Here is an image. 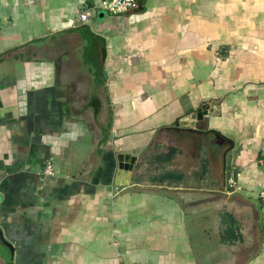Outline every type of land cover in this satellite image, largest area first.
Listing matches in <instances>:
<instances>
[{"label":"crops","instance_id":"1","mask_svg":"<svg viewBox=\"0 0 264 264\" xmlns=\"http://www.w3.org/2000/svg\"><path fill=\"white\" fill-rule=\"evenodd\" d=\"M98 2L0 0V264L236 263V242L210 237L201 216L225 193L249 222L258 211L255 252L240 260L264 264V0H144L77 19ZM212 130L232 142L204 145ZM162 136L175 152L205 148L219 186L138 188L141 156ZM119 154L136 158L127 175Z\"/></svg>","mask_w":264,"mask_h":264},{"label":"rangeland","instance_id":"2","mask_svg":"<svg viewBox=\"0 0 264 264\" xmlns=\"http://www.w3.org/2000/svg\"><path fill=\"white\" fill-rule=\"evenodd\" d=\"M224 55V53L220 52V55ZM108 121V120H107ZM202 128V127H201ZM209 138V137H208ZM173 143H176L173 139L169 138V136H162L160 138V141L156 142L155 145L150 147L149 150H147L146 154L141 156L140 159V165L135 173L136 181H139L142 183L143 186H138L140 189H157V190H168L169 188L166 187H157L158 185H165L169 186L174 183L179 185L180 183H183L186 187H192L195 185H201L205 187H213V186H219L217 183L214 182V176L215 174L219 173L218 168L216 166H212L209 162V154L207 157L206 149L204 148V151L198 156H193V154L190 153L185 147H182V150H177V152L173 153L171 157L173 166L165 165L164 161H161L160 156L161 155H167L170 150V148ZM203 143L205 145H212L213 142L210 139H207L206 137L203 138ZM179 144V143H178ZM181 145V144H180ZM207 145V146H208ZM215 146V144H214ZM158 161H157V160ZM232 156L229 157V159H226L227 161V167L224 166V178H226V186L227 189L232 191L235 190L236 187L230 186L229 179L233 176V179L236 180L237 171L233 167V163L231 161ZM224 163H226L224 161ZM174 172H182L183 178L181 180L176 179H164L161 178L163 174L167 173L168 171ZM229 171V172H228ZM227 172V173H226ZM226 175V177H225ZM173 180V181H172ZM215 183V185H214ZM157 185V186H152ZM236 185V184H235ZM226 190V189H225ZM228 202H224L223 199H221L219 196H210L208 197L207 201L199 202L203 207V212L201 213L205 224L212 225L211 229V236L210 237H216V233L219 232L222 234L226 227V222L224 220L226 213H233L235 217L237 218V224L241 226V228L245 231V241L244 239L242 241H236V243L233 246H230L228 250H226V254L231 251H234L239 256V261H236V263L232 264H241L243 260H240L242 258H246L247 255L253 254L255 251V246H252L254 239L252 236L253 229L251 230L253 224L255 226V222H258L257 218V210L255 209L254 212H252L249 216L251 218V222L249 220H246V214H243L241 212V208L245 205H241V199L234 197L233 194L225 193L222 194ZM261 199V198H259ZM249 203H253L252 199L248 200ZM262 201V206L264 207V201ZM195 203V202H193ZM198 203V201H197ZM196 203V205H197ZM250 230V231H249ZM249 233H251V238L249 237ZM216 241V238H215ZM244 241V242H243ZM218 242V241H217ZM221 243V242H220ZM222 244V243H221ZM216 245V244H215ZM216 249L218 252H213L212 254L218 255V257L221 258V260L224 259L225 256L223 254L225 253L223 251V248L220 246H217ZM228 251V252H227ZM216 253V254H215ZM211 254V253H210ZM218 264H230L225 262V259L223 261H220Z\"/></svg>","mask_w":264,"mask_h":264},{"label":"built area","instance_id":"3","mask_svg":"<svg viewBox=\"0 0 264 264\" xmlns=\"http://www.w3.org/2000/svg\"><path fill=\"white\" fill-rule=\"evenodd\" d=\"M139 0H99L93 7L86 6L77 12V19L81 22H89L98 11H105L113 14H123L138 9ZM94 12V14H93ZM4 14L0 10V22ZM48 174H54V167L52 163H48L45 169ZM230 186L235 187L236 181L233 176L229 179ZM260 198L264 201V190L260 192Z\"/></svg>","mask_w":264,"mask_h":264},{"label":"trees","instance_id":"4","mask_svg":"<svg viewBox=\"0 0 264 264\" xmlns=\"http://www.w3.org/2000/svg\"><path fill=\"white\" fill-rule=\"evenodd\" d=\"M210 132H212L216 136V140L215 141H213L214 139L212 140L213 144L211 145V148H215L216 146H219L220 148L221 146L227 147L229 145L228 142H232L230 139H228L227 137H225L224 135L220 134L217 131L212 130ZM219 147L216 148L219 150V151L216 150V152H220ZM175 150H176L175 148H172L167 155H164V156L161 155L160 159L161 160L169 159L172 156V154L175 152ZM219 160L221 161L220 163L224 164L223 157H221ZM175 176L176 174L167 172L163 174L161 178L165 179L168 177H175ZM224 220L227 223V227L222 233V240L224 242H231V243L236 242V241H242L243 237H242V234L240 233V227L238 226L237 219L234 217V215L232 213H226Z\"/></svg>","mask_w":264,"mask_h":264},{"label":"water","instance_id":"5","mask_svg":"<svg viewBox=\"0 0 264 264\" xmlns=\"http://www.w3.org/2000/svg\"><path fill=\"white\" fill-rule=\"evenodd\" d=\"M143 3L144 0H139L138 8H141L143 6ZM102 15H104V11L101 12V16ZM199 116V112H193L191 114L186 115L179 123L182 126H194L195 119ZM118 158L120 160V168L123 169L124 174L127 175V173L133 169L136 158L130 154H119Z\"/></svg>","mask_w":264,"mask_h":264},{"label":"flooded vegetation","instance_id":"6","mask_svg":"<svg viewBox=\"0 0 264 264\" xmlns=\"http://www.w3.org/2000/svg\"><path fill=\"white\" fill-rule=\"evenodd\" d=\"M205 145V144H204Z\"/></svg>","mask_w":264,"mask_h":264}]
</instances>
